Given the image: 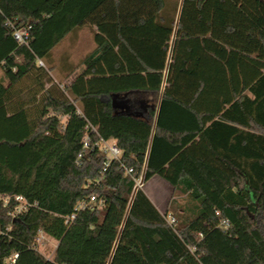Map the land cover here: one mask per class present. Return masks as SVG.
<instances>
[{
	"label": "trees",
	"instance_id": "1",
	"mask_svg": "<svg viewBox=\"0 0 264 264\" xmlns=\"http://www.w3.org/2000/svg\"><path fill=\"white\" fill-rule=\"evenodd\" d=\"M85 25L96 46L56 65ZM0 71V264H264V0H0ZM125 166L194 208L169 223Z\"/></svg>",
	"mask_w": 264,
	"mask_h": 264
},
{
	"label": "rangeland",
	"instance_id": "2",
	"mask_svg": "<svg viewBox=\"0 0 264 264\" xmlns=\"http://www.w3.org/2000/svg\"><path fill=\"white\" fill-rule=\"evenodd\" d=\"M169 1L172 3L174 2L178 3L181 2L182 0H169ZM95 46L96 44L93 39L92 29L90 28V26L85 25L79 30L78 37L76 40H71V36L68 35L54 47L53 56L55 63L56 65L59 66L61 56L64 53H68L70 56V60L74 64H79L81 59ZM1 75L2 72L0 71V76ZM157 178H159V180H163L162 178L156 176L152 180H150V182L145 183L143 188L148 194V196L152 198L153 201L159 203V206L163 213H165L166 215L174 216L177 219L179 218L178 214L182 208L188 209V212H190L189 210L194 208L196 202L191 200L180 190L174 188L165 180H163L166 183L165 186L163 185L160 186L156 184L155 182ZM32 188L34 193L37 194L41 191L42 184L40 182H36L34 183ZM171 201L173 202H172V206L170 207ZM168 207L169 210L166 211ZM56 245H57V241L54 238L46 235L45 244L41 246L39 249L47 257H52Z\"/></svg>",
	"mask_w": 264,
	"mask_h": 264
},
{
	"label": "built area",
	"instance_id": "3",
	"mask_svg": "<svg viewBox=\"0 0 264 264\" xmlns=\"http://www.w3.org/2000/svg\"><path fill=\"white\" fill-rule=\"evenodd\" d=\"M15 38L23 43L27 39V29L26 28H21L17 29L14 32ZM38 63L42 66H44V62L42 60H39ZM79 113L81 111L79 110ZM85 134L82 138V147L80 152L77 155L76 159V164L81 165L82 162L86 158V149L89 148L92 144V132H97L96 128L88 122L85 126ZM93 146H97L100 148V150L103 152V154L106 156V164L108 165L109 162L113 159H120L122 156V150L118 147L117 141L114 140H106L103 138H100L99 141L95 142ZM126 173L130 175L133 180L135 181V188H143L145 185V180H144V173L137 174L133 166H125ZM15 200L18 202L14 213L13 214H18L21 212L23 209H26L28 206L33 204V200L28 197V196H23V195H17L15 197ZM98 200V197L96 194H91L89 199L81 201L77 206L76 210L78 209H83V208H90L93 209L95 206L96 201ZM9 198L7 196H4V206L8 204ZM75 218V213L71 214L66 218V223H69ZM167 220L169 223L173 224L176 222V218L171 215H167ZM1 231V229H0ZM45 234L42 230L38 232L37 238H36V247L39 249L41 246L45 244ZM17 257V253L13 254L9 260L14 262Z\"/></svg>",
	"mask_w": 264,
	"mask_h": 264
},
{
	"label": "crops",
	"instance_id": "4",
	"mask_svg": "<svg viewBox=\"0 0 264 264\" xmlns=\"http://www.w3.org/2000/svg\"><path fill=\"white\" fill-rule=\"evenodd\" d=\"M67 36H68V35H67ZM70 61H71V60H70ZM71 62H72V61H71ZM79 71H80V68L77 69L76 72H74L73 74H71V75L69 74V76H68V73H66L65 76H68L67 78H72V77H74L76 74H78ZM111 140H114V139H111ZM154 177H156V176H154ZM154 177H153V178H154ZM157 177H159V176H157ZM153 178H151L150 180H152ZM160 178H161V177H160ZM162 179H163V178H162ZM150 180H149L148 182H150ZM163 180H164V179H163ZM163 180H159V178H157V180H156L155 183L158 184V185H160V186H162V185L165 186L166 183H165ZM165 181H166V180H165ZM148 182H147V183H148ZM166 182H167V181H166ZM145 192H146V191H145ZM147 195H148V194H147ZM150 199L152 200L151 197H150ZM152 201H153V200H152ZM153 203H154V204L157 206V208L161 211V208H160V206H159V203H156L155 201H153ZM167 210H169V207H168V209H166V211H167ZM183 210H184V209L182 208L181 211H183ZM161 212H162V211H161ZM162 213H163V212H162ZM164 214H165V213H164Z\"/></svg>",
	"mask_w": 264,
	"mask_h": 264
}]
</instances>
